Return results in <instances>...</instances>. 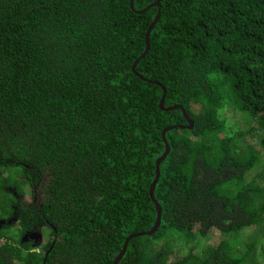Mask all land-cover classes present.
<instances>
[{
  "label": "trees",
  "instance_id": "1",
  "mask_svg": "<svg viewBox=\"0 0 264 264\" xmlns=\"http://www.w3.org/2000/svg\"><path fill=\"white\" fill-rule=\"evenodd\" d=\"M157 205L117 264H264V0H0V264H113Z\"/></svg>",
  "mask_w": 264,
  "mask_h": 264
},
{
  "label": "water",
  "instance_id": "2",
  "mask_svg": "<svg viewBox=\"0 0 264 264\" xmlns=\"http://www.w3.org/2000/svg\"><path fill=\"white\" fill-rule=\"evenodd\" d=\"M130 7L133 8V0H130ZM158 15L156 16V19L153 21V23L151 24V26L149 27L148 31L146 32V48H145V52L143 53V55L140 57L142 58L146 52L148 51L149 49V42H148V36H149V33H150V30L152 29L153 25L156 23L157 19H158ZM139 58V59H140ZM139 59L136 60V62L134 63V66L138 63ZM163 101H164V98L161 99L160 101V107L162 108V105H163ZM176 108H181L179 106H176V107H172L171 109H176ZM170 110V108H168ZM168 109H165V110H168ZM183 114H184V117L187 121V123L189 124V128L192 127V122L191 120L188 118L187 114L183 111ZM182 128V126H180ZM169 129L171 128H167L165 131H168ZM165 131L162 133V137H164L165 135ZM169 153V146L167 145L166 143V150H165V153L163 154V156L161 158H159L157 161H156V176H155V179L153 181V183L151 184V188H150V194L152 195L153 193V189L155 187V184L157 183V180L160 176V171H159V164L165 159V157L167 156V154ZM157 221H156V224L152 227L151 230H149L148 232H141V233H134V234H131L130 236H128L126 238V240L124 241L123 243V246H122V249L120 251V254L118 255V257L116 258V260L114 261L113 264H117L121 258L123 257L126 249H127V246H128V243L131 239L133 238H136V237H139V236H144V235H152L156 229L158 228L159 224H160V214H161V208L157 205Z\"/></svg>",
  "mask_w": 264,
  "mask_h": 264
},
{
  "label": "rangeland",
  "instance_id": "3",
  "mask_svg": "<svg viewBox=\"0 0 264 264\" xmlns=\"http://www.w3.org/2000/svg\"><path fill=\"white\" fill-rule=\"evenodd\" d=\"M226 118H229V120H233V118L231 117V115H227ZM233 124V122H232ZM193 244H189V245H180V248L182 251H186L189 247H191Z\"/></svg>",
  "mask_w": 264,
  "mask_h": 264
}]
</instances>
